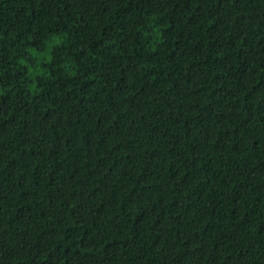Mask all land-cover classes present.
<instances>
[{
  "label": "trees",
  "instance_id": "obj_1",
  "mask_svg": "<svg viewBox=\"0 0 264 264\" xmlns=\"http://www.w3.org/2000/svg\"><path fill=\"white\" fill-rule=\"evenodd\" d=\"M0 264H264V0H0Z\"/></svg>",
  "mask_w": 264,
  "mask_h": 264
},
{
  "label": "rangeland",
  "instance_id": "obj_2",
  "mask_svg": "<svg viewBox=\"0 0 264 264\" xmlns=\"http://www.w3.org/2000/svg\"><path fill=\"white\" fill-rule=\"evenodd\" d=\"M47 48H49V47H47ZM42 55H47V53L45 52V51H41L40 53H39V56H42ZM39 70H37V69H30V73L31 74H34V73H36V72H38Z\"/></svg>",
  "mask_w": 264,
  "mask_h": 264
}]
</instances>
